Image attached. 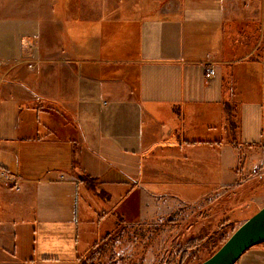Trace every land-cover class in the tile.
<instances>
[{
  "label": "crops",
  "instance_id": "obj_1",
  "mask_svg": "<svg viewBox=\"0 0 264 264\" xmlns=\"http://www.w3.org/2000/svg\"><path fill=\"white\" fill-rule=\"evenodd\" d=\"M241 148L264 168V0H0V264L92 246L105 204L77 165L156 189ZM235 264H264V243Z\"/></svg>",
  "mask_w": 264,
  "mask_h": 264
},
{
  "label": "rangeland",
  "instance_id": "obj_2",
  "mask_svg": "<svg viewBox=\"0 0 264 264\" xmlns=\"http://www.w3.org/2000/svg\"><path fill=\"white\" fill-rule=\"evenodd\" d=\"M232 134L236 138L235 128H232ZM210 137L202 133L194 139ZM243 148L238 153L236 167L225 171L216 166L210 175L198 173L196 169L194 182L176 181L167 173L158 179L162 184H157L156 189L151 183L145 188L131 189L138 186L134 185L133 179L129 186L131 190L114 186L107 191L111 195L110 202L101 200L87 188L96 200L105 204L98 209L97 217L101 219L103 229L93 244L100 242L107 233L112 236L123 226L131 227L122 233L113 247H107L95 264H197L208 258L221 245L218 238L222 231L225 232L223 238L227 239L241 222L264 205V187L251 193L245 202L233 197L239 194L241 182L253 181L264 174V168L251 167L253 162L247 161L249 167L244 166L248 153ZM231 159L232 155L228 153L217 160L225 164ZM158 176L151 173L147 179L153 183ZM143 195L147 205L142 207L145 212L139 214ZM140 215L141 219L138 218ZM224 217L230 225L220 223ZM120 219L122 223L118 222ZM212 241L216 244L212 245ZM175 246L180 251L171 254ZM88 250L83 254L86 258L90 257Z\"/></svg>",
  "mask_w": 264,
  "mask_h": 264
},
{
  "label": "trees",
  "instance_id": "obj_3",
  "mask_svg": "<svg viewBox=\"0 0 264 264\" xmlns=\"http://www.w3.org/2000/svg\"><path fill=\"white\" fill-rule=\"evenodd\" d=\"M70 6H71V4H70ZM64 24H65V22H64ZM64 28H65V26H64ZM225 111H226L227 116L231 115L232 110H231V107L229 106V103L226 104ZM205 144L214 145L212 142H206ZM75 171H76L77 178L79 179L80 182H82L88 189L93 191L101 200L106 201V202H110L111 195L107 192L106 189H104V187L102 186V181H100L98 179V177L92 176L80 165H77L75 167ZM238 186L240 188L239 194L238 195L234 194L233 197H235V200H237V201L245 202L248 200V196L251 193L255 192L257 189H261L262 187H264V174L259 175V178L255 179L253 181H248V182L245 181L244 183L241 182V184H239ZM176 213H177V211H176ZM173 214H175V212ZM170 220H172V218H169V221ZM118 222L122 223L123 221H122V219H120ZM220 223L221 224L225 223V225H230L227 217L222 218L220 220ZM129 228H131V227H129ZM129 228H127V226H123L120 231L116 232L112 236L110 233H107L105 235V237H103L100 240V242L94 243L91 250L89 249L91 252L90 257L86 258L83 255L79 259L78 264H95V261L99 260V258H101L102 253H104L107 250V247L110 245H111V247H113V245L116 243V241L122 236V233L125 232L127 229L129 230ZM224 234H225L224 231H222L221 234H219L218 239L220 240L221 244L226 240V238H223ZM212 242H213L212 245L216 244V243H214V241H212ZM175 251L178 252V251H180V249L178 250V247L175 246L174 248H172L171 254L174 253ZM168 260H166V261H168ZM170 262H171V260H169V263Z\"/></svg>",
  "mask_w": 264,
  "mask_h": 264
},
{
  "label": "water",
  "instance_id": "obj_4",
  "mask_svg": "<svg viewBox=\"0 0 264 264\" xmlns=\"http://www.w3.org/2000/svg\"><path fill=\"white\" fill-rule=\"evenodd\" d=\"M264 243V205L241 222L205 260L197 264H235L248 249Z\"/></svg>",
  "mask_w": 264,
  "mask_h": 264
},
{
  "label": "built area",
  "instance_id": "obj_5",
  "mask_svg": "<svg viewBox=\"0 0 264 264\" xmlns=\"http://www.w3.org/2000/svg\"><path fill=\"white\" fill-rule=\"evenodd\" d=\"M206 76H210V71L208 73H206Z\"/></svg>",
  "mask_w": 264,
  "mask_h": 264
}]
</instances>
